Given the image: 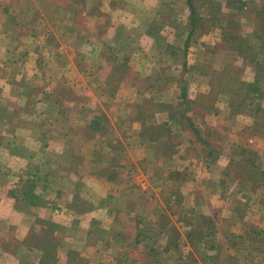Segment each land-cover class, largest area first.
<instances>
[{
  "label": "crops",
  "instance_id": "obj_1",
  "mask_svg": "<svg viewBox=\"0 0 264 264\" xmlns=\"http://www.w3.org/2000/svg\"><path fill=\"white\" fill-rule=\"evenodd\" d=\"M38 1L0 0V264H165L169 253H175L172 264H179L186 254L191 260L198 246L204 252L199 264L256 262L253 250L264 252V247L257 248L263 230L255 234L252 226L260 221L250 214L230 222L214 220L209 211L206 196L219 201L213 210L223 215L220 211L233 207V193H243L233 190L240 185L229 175H221L232 156H220L217 162L210 155L206 160L200 153L191 155L194 140L187 133L184 148L172 145L170 154L167 137L157 129L185 132L195 127L179 111L181 93L159 100L154 112L144 104L153 93L143 88L137 94L133 82L121 84L113 71L120 64L116 50H133L129 41L119 45L117 36L120 27L134 24L136 30L134 15L125 11V19L110 12L109 4L116 0H90L96 11L86 2L44 0L58 12L55 22L36 10ZM232 1L218 0L226 14ZM242 2L261 5L246 24L251 25L248 31L264 35V0ZM148 32L147 26L142 34ZM110 87L116 89L114 96ZM189 94L185 99L193 100L195 94ZM104 100L112 103L103 107ZM177 110L183 114L179 118ZM171 162L183 164L174 181L162 177ZM189 162L199 166L187 168ZM182 168L192 178L203 174L196 178L199 183L216 174L215 188L202 192L196 180L185 187ZM244 182L246 191L259 188ZM153 211L157 214L152 221L141 217ZM183 211L192 212L191 217L182 216L177 224L172 216ZM201 214L208 224L198 220ZM201 231L213 232L216 239L206 244ZM243 239L246 254L235 251ZM117 243L119 254H114ZM123 249L128 261L121 257Z\"/></svg>",
  "mask_w": 264,
  "mask_h": 264
},
{
  "label": "rangeland",
  "instance_id": "obj_2",
  "mask_svg": "<svg viewBox=\"0 0 264 264\" xmlns=\"http://www.w3.org/2000/svg\"><path fill=\"white\" fill-rule=\"evenodd\" d=\"M73 1L76 4L83 3L84 5L86 2L90 11H96V4L90 0ZM242 1L233 0L230 11L226 14L221 9L218 0H193L198 20L195 23L194 32L189 35L190 39L187 46L185 40L191 29L189 25L191 13L187 0H136L135 2L132 1L133 3L131 0L129 2L127 0H116L110 3V12L121 13L126 19L127 14L125 11H128L134 15L133 17L136 18L138 24H136V30L133 29L134 24L130 27H120L117 36L119 45L122 42L129 41L133 45V50L130 49L125 54L119 48H117L119 50L115 49L118 51L120 64L114 66L113 71L116 72L121 84L123 82L126 84L133 82L139 88L137 94L141 93L143 88L153 93L152 100L146 101L144 104L145 107L147 106L154 112L159 110V100L170 99L173 94H180L184 84H186L187 92L190 93L191 98L195 94L193 100L186 99V101H189L186 106H181L182 103L178 106L180 113H184L185 120H187V122H184H190L189 119L194 122L195 127L193 129L191 128V130L185 132L182 130L171 132V130L169 131L163 127L157 129L161 136L165 135L168 139L167 142L169 143L166 150L171 154L175 150L172 145H178L177 150L184 148L182 145L187 143L188 136L185 134L187 133L194 140L189 148L191 155L200 153L203 158L205 156V160L206 156L210 155L209 157H216L217 162L220 156L231 155L232 157L227 160L230 163L226 171L221 172V175H229L227 177L231 181L240 185L238 187L233 185V190L240 189L243 193H237L238 195L233 193L231 203L233 207L227 208L228 211L227 209L224 212L220 211L224 216L217 215V212L213 210L218 208L214 206H218L219 201L216 198L211 200L212 197L206 196L210 202L209 211L212 215H215H213L214 220L219 218L228 221L235 220V218L240 217V214L242 219L245 215L250 214L253 216L254 221H260L261 225L256 228L252 226V229L255 234L258 230H263L262 241H264V77L258 78V86H262L259 91L250 86L246 92H243L244 87L255 79L256 65L261 66L264 63V35L261 33L260 38H258L255 32L248 31L251 25L246 24V21L252 23L251 21L255 19L253 16L261 10V5L253 3L247 5V7ZM106 2L107 0L104 1V4ZM38 4L36 10L40 14L45 13L50 17L52 16L54 17L52 21L58 22L56 17L59 14L58 12L53 13L52 5L44 0H39ZM24 5L27 6V4ZM35 5H37V1L34 2ZM107 5L104 6L107 7ZM149 20L151 22L148 25L145 24ZM47 21L44 19V24L48 23ZM263 22L262 28L264 29ZM147 26L150 27V34L148 32L146 36L142 34V31ZM106 27L107 25H104L103 29H106ZM173 29H177V34H172ZM225 30L236 34L238 41L235 45L224 41L223 32ZM162 32L165 34H162ZM76 37L79 38V36ZM216 70L219 73L213 76V82L215 83L213 89L209 84V79L212 72L214 74ZM163 86H165L163 91H159ZM114 89H111V92L114 91L113 96L116 91ZM234 89L239 91V95L233 92ZM129 90L132 89L129 88ZM108 102L104 100L103 107H106ZM111 103L109 102V104ZM121 105L122 103H119L117 106ZM179 111L177 110L175 114L178 118L183 115L179 114ZM172 126L174 127V125ZM197 130L202 138L205 137V141L197 139ZM105 133L111 134V132ZM241 151L243 154H241ZM217 162L215 165L221 167L222 164ZM196 165L199 166L198 163L193 165L189 162L188 167L187 165L186 167L196 169ZM178 166L182 167L183 164L171 162L169 172L162 174V177L174 181V177L179 176L176 173L179 169ZM182 171L185 174H180V176L183 175L185 182L181 184L185 187L192 185L191 180L203 176V174H199L197 177L192 178L193 173L188 169L183 170L182 168ZM216 178V174H209L205 182L199 183L201 178L196 181H198L197 184L201 191L207 192L211 188H215ZM243 180L253 182L255 186L259 185V188L246 191V189H243L245 186L243 184L246 183ZM30 182L28 180L26 182L25 188L27 190L31 189L32 183ZM227 186H229L228 182ZM236 198L241 202L235 201ZM148 213L149 217L148 215L141 217L152 221L156 212ZM189 213L192 212H178L179 218L173 214L172 219L180 224L179 219L182 216L191 217ZM201 215L198 220L203 224H208V218L206 219L205 214ZM170 221L174 224L173 220L170 219ZM186 232H188V229L183 230L184 234ZM198 233L199 236H202L204 232ZM204 236L206 244L216 239L213 232H206ZM244 240L246 239L239 240L238 246L241 248L237 246L235 250L237 253L240 251L242 254H246L247 245H244ZM11 244L12 240L10 239L7 244L8 247ZM262 245L264 247V244ZM114 246L113 253L119 254L115 249L118 243ZM248 248L251 247L248 246ZM111 251L110 249L109 254L106 256L107 261L112 256ZM254 251L256 252V262L244 259V263L264 264V252ZM127 253L128 251L125 249L121 252V257H126L124 261L129 259ZM203 253V247L198 246L194 251V257L191 254L193 257L191 260L189 254L185 253L184 259L179 264H199V261L203 263L204 260L201 259ZM171 255L173 256L171 257ZM174 257L175 253H169L166 262L163 261V258L158 259L159 257H157V260L163 261L165 264H172ZM132 259L130 258L131 261ZM223 264H228V260Z\"/></svg>",
  "mask_w": 264,
  "mask_h": 264
},
{
  "label": "trees",
  "instance_id": "obj_3",
  "mask_svg": "<svg viewBox=\"0 0 264 264\" xmlns=\"http://www.w3.org/2000/svg\"><path fill=\"white\" fill-rule=\"evenodd\" d=\"M187 3H188V7L190 8V13H191V16H190V27H191V29H190V31H189V34H188V36H187V38H186V46L188 45V41H189V39H190V34L191 33H193L194 32V27H195V23H196V21L198 20L197 19V10H196V8H195V6H194V4H193V0H187ZM223 38H224V41L225 42H227V43H232L233 45H235L236 43H237V36H236V34H234V33H230V32H228V31H224L223 32ZM258 38H260V36H258V35H256ZM261 64V63H260ZM255 79H254V81L253 82H251L248 86H246V87H244V91L243 92H246L247 90H248V87H250V86H252V87H254V89L255 90H260L261 88H262V86L260 85V86H258V78H261V76H263L264 77V63H262L261 64V66H258V65H256V69H255ZM219 73V71H214V74H213V72H212V74H211V76H210V79H209V84H210V86H211V88H213L214 89V86H215V83L213 82V80H214V78H213V76L214 75H216V74H218ZM238 82V81H237ZM236 82V83H237ZM237 87V86H236ZM238 88V87H237ZM236 88V89H237ZM239 90V89H238ZM241 90V89H240ZM186 92H187V86H186V84H184L183 85V88H182V90H181V98H182V104H181V106H186L187 105V101H186V99H185V97H186ZM234 93H237L238 95H239V91H237V90H235L234 89V91H233ZM244 95H246V94H244ZM171 116H174V114H171ZM189 119V118H188ZM164 128V127H163ZM194 131V130H193ZM196 136H197V139H199L200 141H205V137L204 138H202L201 136H200V134H198V130H197V134H196ZM210 153V152H209ZM241 154H243V152L241 151ZM249 239H256V237L255 236H251V235H249V237H248ZM261 241V240H260ZM259 241V242H260ZM261 244V245H260ZM260 244L258 245V247L257 248H261V247H263V245L262 244H264V241H261L260 242Z\"/></svg>",
  "mask_w": 264,
  "mask_h": 264
}]
</instances>
